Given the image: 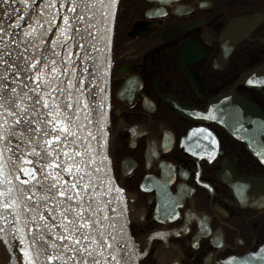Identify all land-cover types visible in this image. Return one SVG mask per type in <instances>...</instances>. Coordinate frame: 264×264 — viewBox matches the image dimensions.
<instances>
[{
    "label": "flooded vegetation",
    "instance_id": "1",
    "mask_svg": "<svg viewBox=\"0 0 264 264\" xmlns=\"http://www.w3.org/2000/svg\"><path fill=\"white\" fill-rule=\"evenodd\" d=\"M105 143L138 264H264V0H118Z\"/></svg>",
    "mask_w": 264,
    "mask_h": 264
},
{
    "label": "snow or ice",
    "instance_id": "2",
    "mask_svg": "<svg viewBox=\"0 0 264 264\" xmlns=\"http://www.w3.org/2000/svg\"><path fill=\"white\" fill-rule=\"evenodd\" d=\"M115 2L0 0V240L27 238L25 264H125L84 132L92 93L73 54L54 50L90 37L88 17Z\"/></svg>",
    "mask_w": 264,
    "mask_h": 264
},
{
    "label": "water",
    "instance_id": "3",
    "mask_svg": "<svg viewBox=\"0 0 264 264\" xmlns=\"http://www.w3.org/2000/svg\"><path fill=\"white\" fill-rule=\"evenodd\" d=\"M117 2L118 0L107 9L101 8L97 11L95 20H93L92 17H88V20L95 25L94 28L88 29V31L91 32L90 37L85 35L83 29H79L78 33H75L74 40L69 41L66 46L58 47L54 50L61 53V55H65L68 52L73 54L71 57L74 61L73 66L76 68L77 72L82 73L84 88L92 93L91 97H89V111L92 113L89 117L91 123L86 124L84 132H91L92 136L95 137L91 140V147L95 149L97 154L96 159L99 161L95 165V167L99 169V172L95 173V175L99 176L103 184L98 191L106 193V195L100 197L101 199L105 200V202L111 201L106 215L112 218L111 222L114 223L116 234L120 237L122 246L127 250L125 264H138L133 241L127 226L123 202L109 166L105 143L108 61ZM62 23L60 19L53 21V25H62ZM234 23L237 22H232V24ZM56 33L57 30L54 28L52 32H47L46 36L57 39ZM230 49H227V52ZM89 57L91 59H89ZM77 86L79 87L80 85L78 84ZM73 94L75 95V93ZM85 96H88V92L85 93ZM237 103L243 105L244 110L251 111L248 103L244 102L242 99L237 98ZM209 105L211 109H215L211 111L218 117V97L212 99ZM205 115L206 113H204V116ZM214 121L217 123V120ZM81 122H84L82 118ZM246 147L252 152L249 144H246ZM121 228L123 231H120ZM32 231H35V229H33L31 225L28 229H25V232H27L29 236ZM29 243L30 241L25 238L23 249H25L26 245ZM47 264H52V262L49 261Z\"/></svg>",
    "mask_w": 264,
    "mask_h": 264
},
{
    "label": "rangeland",
    "instance_id": "4",
    "mask_svg": "<svg viewBox=\"0 0 264 264\" xmlns=\"http://www.w3.org/2000/svg\"><path fill=\"white\" fill-rule=\"evenodd\" d=\"M1 247H3L6 251V254L8 257H3V261L6 262V264H22V253L23 251V243H21V240L19 237L13 240H9V247L10 252L7 251L6 242L3 240H0ZM11 258V260H8Z\"/></svg>",
    "mask_w": 264,
    "mask_h": 264
},
{
    "label": "bare ground",
    "instance_id": "5",
    "mask_svg": "<svg viewBox=\"0 0 264 264\" xmlns=\"http://www.w3.org/2000/svg\"><path fill=\"white\" fill-rule=\"evenodd\" d=\"M3 257H8L6 254V251L3 247H1L0 244V264H6V262L3 261Z\"/></svg>",
    "mask_w": 264,
    "mask_h": 264
}]
</instances>
